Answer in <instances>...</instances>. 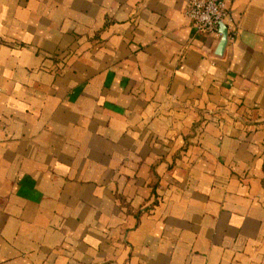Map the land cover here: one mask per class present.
Returning <instances> with one entry per match:
<instances>
[{"label":"crops","instance_id":"obj_1","mask_svg":"<svg viewBox=\"0 0 264 264\" xmlns=\"http://www.w3.org/2000/svg\"><path fill=\"white\" fill-rule=\"evenodd\" d=\"M0 0V264H264V0ZM226 28V29H225Z\"/></svg>","mask_w":264,"mask_h":264},{"label":"built area","instance_id":"obj_2","mask_svg":"<svg viewBox=\"0 0 264 264\" xmlns=\"http://www.w3.org/2000/svg\"><path fill=\"white\" fill-rule=\"evenodd\" d=\"M185 15L189 18L196 30L220 38V26L227 27L228 39L230 38L231 21L229 10L223 0H185Z\"/></svg>","mask_w":264,"mask_h":264},{"label":"water","instance_id":"obj_3","mask_svg":"<svg viewBox=\"0 0 264 264\" xmlns=\"http://www.w3.org/2000/svg\"><path fill=\"white\" fill-rule=\"evenodd\" d=\"M226 29V28H225ZM227 41V31L224 33V40H223V44H225Z\"/></svg>","mask_w":264,"mask_h":264}]
</instances>
